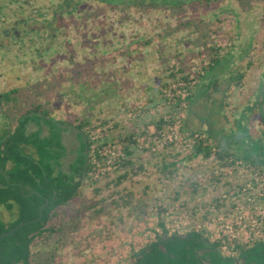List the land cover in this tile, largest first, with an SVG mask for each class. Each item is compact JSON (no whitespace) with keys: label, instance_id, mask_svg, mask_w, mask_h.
Here are the masks:
<instances>
[{"label":"rangeland","instance_id":"obj_1","mask_svg":"<svg viewBox=\"0 0 264 264\" xmlns=\"http://www.w3.org/2000/svg\"><path fill=\"white\" fill-rule=\"evenodd\" d=\"M8 1L13 0H0V6L8 7ZM59 1L14 0L11 10H0V15L11 11L21 15L19 7L29 13L30 7L45 9ZM74 1L81 2L78 14L54 22L53 27L59 28L56 36L47 37L42 46L34 37L30 39L31 34H24L8 52H0V93L16 88L19 111L41 105L53 120L67 123L62 142L70 152L62 161L64 170L78 145L70 123L99 117L109 121V127L116 125L103 133L107 147L93 175L97 184L84 182L85 205L99 198L94 188L126 170L114 164L124 144L118 135L123 139L131 132L143 133L131 146L132 159L142 172L120 187L134 194L131 206L120 211L106 207L99 214L87 210L63 236L42 247L53 264H130V253L151 240L160 224L165 225V213L174 209V216L189 213L226 190L216 181L209 182L212 193L205 187L209 175L219 172L223 176V168L214 160L185 159L190 152V132L200 131L216 146L229 143L227 149L232 153L248 137L260 138L263 128L253 107L264 100V0H223L221 12L189 7L171 12L150 5L134 8ZM188 20L195 24L178 27ZM46 46L51 48L46 51ZM246 47H253L259 65L247 72L242 89L227 91V76L222 75L217 90H209L206 97L194 98L189 106H173L172 99L178 95L172 92L178 87L175 82L187 74L201 73L212 49L218 48L222 56L232 51L237 69L245 65ZM220 66L219 71L225 65ZM164 93L167 100L162 98ZM228 94L231 97L226 99ZM159 121L163 124L156 131ZM33 129L31 125L29 130ZM174 135L172 143L156 148L158 141ZM91 137L102 142L100 130ZM175 161V167H169L171 174L161 172L163 164ZM197 179L204 184L193 191L190 181ZM107 194L106 190L102 195ZM10 218L0 208V220Z\"/></svg>","mask_w":264,"mask_h":264},{"label":"trees","instance_id":"obj_2","mask_svg":"<svg viewBox=\"0 0 264 264\" xmlns=\"http://www.w3.org/2000/svg\"><path fill=\"white\" fill-rule=\"evenodd\" d=\"M94 1L116 7L126 5L144 8L150 5L171 12H183L186 7L192 10L214 8L218 12L223 11L219 8L223 0ZM194 24V20H188L180 23L178 27L188 28ZM253 50V47L243 48L245 65L234 69L232 51L222 56L218 48L212 49L211 59L201 69V73L192 75L196 78L187 74L175 82L178 87L173 88L172 92L174 94L177 92L178 95L172 99L173 106L178 107L181 104L189 106L194 98L206 97L209 90H217L222 75L227 76V91L242 89L247 72L259 65ZM222 64L225 65L224 69L219 71ZM163 88H168V85H164ZM230 97V94L225 95L226 99ZM162 98L167 100L166 93L162 94ZM20 106L18 89L0 93V208L11 216L7 221L0 220V235L26 223L1 238L0 264H53L52 257L43 255L46 251L42 247L54 238L63 236L70 224L87 210L99 214L106 207L120 211L131 206L134 194L131 190L120 187L142 172L141 165H136L132 159L131 146L138 142L139 136L143 133L131 132L123 139L118 135L117 140L124 144L117 152V161L114 164L126 170L115 175L103 187L94 188L92 192L99 198L93 204L85 205L82 203L84 199L81 193L84 182L88 184L89 181L90 185L97 184L98 178H94L93 175L97 165L103 160L101 154L107 147L103 133L113 130L116 125L109 127V121L99 117L70 123L75 130L78 145L71 151L73 157L64 170L62 161L70 152L62 142L67 123L53 120L51 112L41 105L30 106L24 111H19ZM253 109L258 112L263 128L259 139L248 137L232 153L228 150L229 143L216 146L217 144L214 145L208 136L203 137L200 131L190 132L188 137L190 152L185 159L189 162L198 158L214 160L222 168L231 170H234L233 163L240 161L243 165L252 166L253 171L264 177V100L256 102ZM162 124V121L156 124V131L160 130ZM31 125L35 129L29 130ZM238 126L241 127L240 121ZM97 130L101 131L102 142L94 141L91 137ZM108 152L106 151V154ZM167 165L163 164L161 168L163 174H171L169 167H175L176 161ZM223 178L224 176L211 174L204 180L216 181L227 189L229 186L227 182L220 184ZM204 180L190 181V187L195 191L196 187L204 184ZM106 190L108 194L103 196ZM260 200L264 202V198ZM43 205L39 216L40 207ZM211 206L215 209L224 207L220 204V196H214L198 208L206 209ZM198 208L190 211L191 219L205 220L208 212L195 218ZM159 227L160 231L154 233L151 240L130 253V264H264V237H254L241 242L227 239L210 242L208 239L210 232L206 230L193 228L185 235H177L168 234L162 224ZM260 233L264 236V222ZM222 245H226L228 249L233 246L234 256L222 255L220 251Z\"/></svg>","mask_w":264,"mask_h":264},{"label":"built area","instance_id":"obj_3","mask_svg":"<svg viewBox=\"0 0 264 264\" xmlns=\"http://www.w3.org/2000/svg\"><path fill=\"white\" fill-rule=\"evenodd\" d=\"M176 128L173 127L174 130L178 131ZM175 139V135L172 138L166 137L160 142L158 141L156 148H162ZM199 160L203 159L199 158ZM233 169H220L222 175L226 177L223 178L220 184L225 182L229 184L225 191L217 195L220 196V204L224 207L219 209H215L214 206L206 209L198 208L195 218L208 212L205 220L191 219L190 212L175 216L171 214L173 210L167 212L165 213L167 220L164 225L167 233L185 235L193 228L206 230L210 232L208 235L210 242L219 239L241 242L254 237L263 238L260 228L264 222V202L260 198H264V177L253 171L252 166L243 165L240 161L233 163ZM233 173H236V176H239L241 180H235ZM214 175H219V172H214ZM228 176L230 177L228 178ZM205 187L212 193L213 185L211 183L208 182ZM232 247L228 249L226 245H222L220 248L221 254L233 257L235 253Z\"/></svg>","mask_w":264,"mask_h":264},{"label":"flooded vegetation","instance_id":"obj_4","mask_svg":"<svg viewBox=\"0 0 264 264\" xmlns=\"http://www.w3.org/2000/svg\"><path fill=\"white\" fill-rule=\"evenodd\" d=\"M11 4H14V0L8 1V7L0 6V10H11ZM79 4H81L79 1L60 0L54 6L49 5L45 9H41V6L30 7L29 13L19 7V10L22 11L21 15L15 14L14 11L5 13L6 15L4 13L3 15L1 14L0 52H8L9 46L16 41H20V36L24 34H31L30 39L34 37L37 40V44L42 46L47 40V35L48 37H51V35L56 36L59 28L53 27L54 22L64 18L69 19V17L77 15ZM50 48L46 46L45 50L47 51Z\"/></svg>","mask_w":264,"mask_h":264},{"label":"water","instance_id":"obj_5","mask_svg":"<svg viewBox=\"0 0 264 264\" xmlns=\"http://www.w3.org/2000/svg\"><path fill=\"white\" fill-rule=\"evenodd\" d=\"M46 204H47V201H45V204H44V205H46ZM44 205L40 207V215H39V216H41V212H42V209H43ZM38 219H39V218H38ZM38 219H37V220H38ZM25 224H26V223H22V224L19 225L17 228L12 229V230L9 231L8 233L1 234V235H0V240H1V238H3L6 234L13 233L16 229H18V228L24 226Z\"/></svg>","mask_w":264,"mask_h":264}]
</instances>
